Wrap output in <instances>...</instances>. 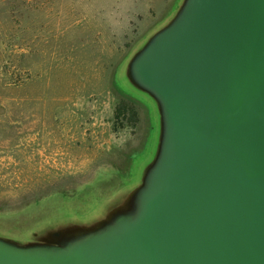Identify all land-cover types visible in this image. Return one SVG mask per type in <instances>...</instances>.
I'll use <instances>...</instances> for the list:
<instances>
[{
    "label": "water",
    "instance_id": "95a60500",
    "mask_svg": "<svg viewBox=\"0 0 264 264\" xmlns=\"http://www.w3.org/2000/svg\"><path fill=\"white\" fill-rule=\"evenodd\" d=\"M123 77L157 114L137 184L0 232V264H264V0H178Z\"/></svg>",
    "mask_w": 264,
    "mask_h": 264
},
{
    "label": "rangeland",
    "instance_id": "374dc122",
    "mask_svg": "<svg viewBox=\"0 0 264 264\" xmlns=\"http://www.w3.org/2000/svg\"><path fill=\"white\" fill-rule=\"evenodd\" d=\"M177 3L0 0V232L86 218L137 184L157 114L124 61ZM121 101L138 113L134 130H113Z\"/></svg>",
    "mask_w": 264,
    "mask_h": 264
},
{
    "label": "trees",
    "instance_id": "16d2710c",
    "mask_svg": "<svg viewBox=\"0 0 264 264\" xmlns=\"http://www.w3.org/2000/svg\"><path fill=\"white\" fill-rule=\"evenodd\" d=\"M113 124V130L115 132L125 127L134 130L139 124V116L135 107L128 102L121 101L115 107Z\"/></svg>",
    "mask_w": 264,
    "mask_h": 264
}]
</instances>
